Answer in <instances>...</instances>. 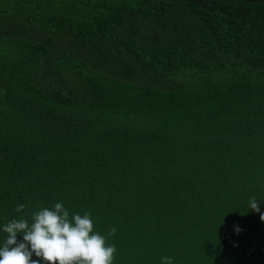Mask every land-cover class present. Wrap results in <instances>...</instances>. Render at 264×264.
Listing matches in <instances>:
<instances>
[{
    "label": "trees",
    "instance_id": "1",
    "mask_svg": "<svg viewBox=\"0 0 264 264\" xmlns=\"http://www.w3.org/2000/svg\"><path fill=\"white\" fill-rule=\"evenodd\" d=\"M251 197L264 0H0V224L62 202L114 264H264Z\"/></svg>",
    "mask_w": 264,
    "mask_h": 264
},
{
    "label": "clouds",
    "instance_id": "2",
    "mask_svg": "<svg viewBox=\"0 0 264 264\" xmlns=\"http://www.w3.org/2000/svg\"><path fill=\"white\" fill-rule=\"evenodd\" d=\"M260 205L251 197L248 211L259 213L264 221ZM25 207L17 204L14 211L20 218L0 224V233L5 234L0 242V264H114L117 248L107 242L116 234L114 226L102 235L94 230L90 212L72 213L62 202L40 207L30 216ZM159 264H175V258L162 256Z\"/></svg>",
    "mask_w": 264,
    "mask_h": 264
},
{
    "label": "water",
    "instance_id": "3",
    "mask_svg": "<svg viewBox=\"0 0 264 264\" xmlns=\"http://www.w3.org/2000/svg\"><path fill=\"white\" fill-rule=\"evenodd\" d=\"M223 1H226V0H223ZM227 1H229V0H227ZM180 2H183V1H180ZM185 3H187V1H185Z\"/></svg>",
    "mask_w": 264,
    "mask_h": 264
}]
</instances>
